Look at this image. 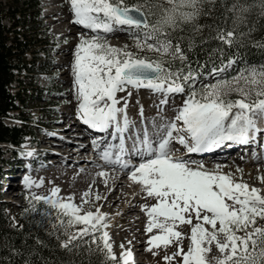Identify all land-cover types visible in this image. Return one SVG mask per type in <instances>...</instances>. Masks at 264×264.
<instances>
[{"label":"snow or ice","instance_id":"snow-or-ice-1","mask_svg":"<svg viewBox=\"0 0 264 264\" xmlns=\"http://www.w3.org/2000/svg\"><path fill=\"white\" fill-rule=\"evenodd\" d=\"M205 2L214 0H166L170 7L150 22L139 3L67 0L71 22L87 30L80 36L71 64L77 119L89 129L106 134L92 142L102 162L96 165L101 169L96 175L105 186L110 178L108 166L125 173L129 181L141 187L146 198L156 201L141 206L147 217V251L175 245L176 251L163 257L166 264H264V226L258 224L264 221L261 189L237 181L232 173L223 172L222 165L208 169L203 163L184 158L211 153L230 143L248 144L261 132L256 117H264V65L243 67L230 78H222V73L235 63L229 59L227 64L209 71L215 83L197 88L199 74L190 66L187 71L183 65L174 68L163 59L142 57L129 51L127 45L119 48L108 41L109 34L127 32L139 51L147 49L183 62L185 53L179 43L173 46L167 39V30L192 21L199 13L197 5ZM211 38L219 42L220 51L236 42L234 30L218 28ZM186 88L187 98L173 119H162L159 124L153 121L151 131L147 125L136 129L129 120L132 90L147 89L162 96L161 105H166L168 96L184 93ZM118 93H127V98H118ZM232 93L236 98H228ZM174 144L184 150V155L177 154L180 149ZM26 155L32 156L33 152ZM259 179L264 183V177ZM42 184L31 177L24 179L29 190ZM60 191L54 187L50 195L33 193L28 199L30 204L42 202L51 209L48 215L55 214L67 237L62 247L69 248L80 240L89 244L90 250L100 252L104 264H131L130 249L120 245L119 256L113 251L108 215L100 208L84 210V204L91 202V189L82 194L79 205L71 196L61 197ZM94 199L106 197L96 193ZM184 225L191 226L187 250L179 230ZM213 247L220 255L209 259Z\"/></svg>","mask_w":264,"mask_h":264},{"label":"rangeland","instance_id":"rangeland-1","mask_svg":"<svg viewBox=\"0 0 264 264\" xmlns=\"http://www.w3.org/2000/svg\"><path fill=\"white\" fill-rule=\"evenodd\" d=\"M126 1L130 2L131 0H125V2ZM5 5L10 7V9L15 10L16 17L19 19L21 18L19 20L20 22L23 19L25 21V27H17V31L19 35L26 37L24 39L27 40V46L23 57L27 63L32 64L31 67H33L34 73L22 71L18 77L20 78L21 86L14 83L12 92L19 89L18 91L20 92L21 99L20 103L17 102V104H19L21 108V115L24 117L30 116L32 119L28 124L29 128L32 129V134L29 138L25 139V143L20 149H29L27 143L30 142V150L33 152V159L35 160L31 162L32 167L29 171L27 165H24V161L28 159L25 154L16 156V154L11 153L10 151L4 152L6 163L2 166L4 173L0 178V204H4L2 212L6 217L13 221L12 223L17 222L19 217L21 220L29 219L32 221L35 219L33 220L35 226L40 228L42 232H47V236L50 237V240L56 241L61 248H64L62 247V241L66 240L67 237L63 234L62 228L58 225L55 214L48 215V213L52 211L51 209L45 206L42 202H33L30 204L28 198L33 193L46 196L50 195L51 189L58 187L61 190L59 193L61 197L67 198L71 196L73 197V202L79 205L81 204L82 194L91 189V202L84 204V210L95 211L96 208H100L102 212L108 215V223L110 224L108 231L111 237L110 242L113 244V251L119 256L121 252L120 245H124L125 249L133 246V250L136 249L135 252L138 253L137 257H140L142 262L140 264H166L163 257L166 254L172 255V253L176 251L175 245L168 247L166 250L154 249L153 252H156V255H154L153 252L146 250V240L148 239V235L145 234L144 229L147 217L141 210V206H151L155 204L156 201L152 198H146L145 193L141 191V187L137 185L138 196L135 201L136 205L133 207L130 215L128 217H123L126 219L120 221V219H118L121 214L119 206L122 204L120 202L122 200L110 204V202L105 201V199H101L100 201H95L94 199L96 193L105 197L107 189H105V186V188L101 190V186L99 187V185H97V182L103 183V180L96 175L97 172L100 171V168H98L96 164L98 165L101 163L95 162L93 154H90L91 149L82 152L83 156L73 155L63 157L59 156L57 153V151H62L61 145L66 146L68 144L66 142L69 141L72 145L79 146L78 143L73 142L81 141L80 138L76 137L79 135H74V137L71 138L66 136L69 133L75 134L74 130L70 129V131H67L66 133L63 132L62 134L61 131H63L62 125L65 127L75 126V119L71 120V118L68 117L65 120V116H68L66 113L74 115L77 107V101L73 91L71 64L74 58V49L79 42L80 36L87 30L77 27L79 32L77 31L76 33H71L66 36L62 34L69 30L67 29L71 26L69 21L61 22L63 24L62 26L65 27L61 33H57L56 28L58 24L50 23L46 15L49 12V9L52 10L53 8L56 12L64 11L66 15L64 14L63 17L70 16L73 19L67 0L40 1L37 16L33 0H5ZM168 7H170V5L166 3V0H156L154 6L155 13L159 17L163 13V10ZM197 7L199 8V13H201L203 11L202 4L197 5ZM143 9L150 11L148 6H144ZM4 22L7 27H12V23L8 17L4 19ZM89 35L91 34L89 33ZM108 41L112 46L119 48H123L127 45L129 51L142 57L146 56L151 59L163 60L166 58L161 57L160 54L155 51H148L147 49L139 51L135 47L133 38H131L127 32L112 33L108 36ZM149 42L151 43L152 41ZM70 48L73 50V56L63 64V53H61V51ZM167 58H170V56ZM262 65L263 64H256L255 66L254 64H248L246 67L259 68ZM64 71L67 72L65 73ZM68 78H70L69 81ZM222 78H225L224 73H222ZM201 83L202 82L199 81L198 78L195 86L199 88ZM204 83H215V79L211 76H207ZM186 93L184 92L182 93V96L168 99V104L164 108H161L157 104L158 97L160 96L153 95L149 91L139 93L137 90H132V95L128 98V108H130L129 110H131V114L136 116L134 124H137V121H142L140 117L141 109L143 108L145 109L143 120L146 121V123L155 117L157 110H160L158 112L159 118H167L170 120L169 117L175 115L176 111L183 105L184 100L187 98ZM121 96L127 98V93H118V97ZM5 123L8 125H16L17 127L21 126L20 122L16 119H8ZM151 127L152 125L148 126L149 131L151 130ZM57 133L61 135H56ZM55 136H62L66 141L63 139H57ZM51 138L54 140L56 139V141L49 140ZM43 139L53 143H47V145L43 146L41 144V140ZM77 139L79 140L77 141ZM16 151H19V149ZM52 155L57 157L52 158ZM84 157L89 160L85 162ZM91 158L93 159L90 160ZM48 159H51L49 162L52 164H48ZM235 160V163H238L235 165H232V163H226L228 164V168L226 169L223 167V172L232 173L237 181L242 180L250 187L261 189V194H264V183H261L259 179L260 177H264L263 166H255L256 164L247 165L241 158ZM195 162L203 163L208 169L215 168L217 164L222 165L218 162L207 163L201 160ZM83 163L86 164V167L82 166ZM237 169L242 171L237 172ZM25 177H31L32 180L37 181L38 183L43 181V184L40 187H33L29 190L24 185ZM115 185L116 184L113 186ZM123 186L124 189L118 187L119 191L128 193V190L130 191L132 189V187H128V183H124ZM113 217L114 220H112ZM258 224L264 226V221H258ZM54 225L56 226L54 227ZM190 227L191 226L189 225H184L179 228L184 236L182 246L185 250H187L190 245ZM71 231H75V229H72ZM80 242L81 244L76 243L75 247L77 245H85L83 241ZM137 244L141 248L140 250H137L138 247H135ZM91 247L94 248V246ZM91 252L94 256L99 258L102 257V259L104 258L98 251L91 250ZM218 253L219 252L213 247L209 254V259H212L213 255L215 257L220 255V253ZM173 264H177V262L173 261Z\"/></svg>","mask_w":264,"mask_h":264},{"label":"trees","instance_id":"trees-1","mask_svg":"<svg viewBox=\"0 0 264 264\" xmlns=\"http://www.w3.org/2000/svg\"><path fill=\"white\" fill-rule=\"evenodd\" d=\"M36 16L39 11L40 0H33ZM156 0H131L127 4H141L148 6L150 22L155 21ZM203 11L190 22L182 23L175 29H168L167 39L175 46L180 44L186 60L173 61L164 58L174 68L183 65L184 71L188 67L198 73L200 77L209 73L213 68H219L229 59L235 60L234 72L246 65H264V0H214L213 3H202ZM235 9V10H234ZM246 9V10H242ZM8 17L12 27L4 24ZM21 19V18H20ZM15 10L7 7L0 0V143H5L6 149L19 147L24 137L32 134L28 124L31 117L21 115L20 92H11L14 83L21 86L19 74L22 71L34 73L32 64L24 59L27 40L18 34L17 27H25L24 19L20 22ZM234 30L236 42L232 47L219 50V42L212 39L216 29ZM230 99L236 98L232 93ZM8 119L20 121L21 126L8 125ZM6 163L3 148H0V178L3 176L2 165ZM1 202V200H0ZM4 205V204H3ZM0 204V264H104L102 259L94 256L90 245L81 244L79 240L73 242L69 248H61L56 241L50 240L47 232H42L32 221L18 218L12 223L4 215Z\"/></svg>","mask_w":264,"mask_h":264},{"label":"bare ground","instance_id":"bare-ground-1","mask_svg":"<svg viewBox=\"0 0 264 264\" xmlns=\"http://www.w3.org/2000/svg\"><path fill=\"white\" fill-rule=\"evenodd\" d=\"M53 9L52 10L49 9V12L47 13L46 17L48 18L50 23L58 24L57 28H56L57 29V33H61L65 29V27L62 26L63 24L61 23V22H64V21L65 22L69 21L70 22L69 24L71 26H69L67 28L69 30L67 32L63 33L62 35H66L67 36V35H70L71 33H76L78 31V28L82 29L80 26L74 25L71 22L73 20L72 17H70V16L69 17H63L64 14L66 15V13L64 11L63 12L62 11L61 12H56ZM59 23H61V24H59ZM72 51L73 50L71 48L70 49H64V50L61 51V53H63L62 54V63L63 64H65V61H68V60H70L72 58V56H73V52ZM64 72L66 73L67 71H64ZM63 78H64V76H63ZM69 79L70 78H68V81H69ZM65 117H66L65 118V120H66L69 116H65ZM70 129H72V126L65 127L64 125H62V130L63 131H61V134L63 132L66 133L67 131H70ZM150 129L152 130V127ZM57 132H59V131H57ZM61 134L57 133L56 135H61ZM74 135L76 136V135H79V134H77V133H75V134L74 133H69L66 136L71 138V137H74ZM49 140H54V139L51 138ZM54 141H56V139ZM81 141L73 142V143H83L82 146L72 145L69 141L66 142V143H68L66 146H62L61 145V147L65 148V149H62V151H59L60 156H63V157L73 156V155H80L81 156L83 154L82 152L88 151V149H91V151H94V149L92 147V142H90L89 140H87L85 138L81 139ZM47 143H53V142L45 141L44 139L41 140V144L43 146L47 145ZM127 144L129 145L128 141H127ZM231 145H232L231 143L228 144V146L226 148L222 149L221 151L225 152L227 150V148L230 147ZM175 147H177V145H175ZM240 149L243 150V146H241ZM231 150H233V149H231V148L228 149V151H231ZM179 153L180 154H178V155H184V150L182 149L181 152H179ZM257 154H258V151L256 150L255 151V155L247 156V157L243 158V161H245L247 165L256 164L255 166H257V165L258 166L260 165L261 167L263 166L262 168L264 169V159L261 158V156H258ZM214 157H216V159H218V160H216V159H214V160H216L218 163H221L222 166L224 168H226V169L228 168V166H227L228 164H226V163H232V165L236 164L235 161H229V162L226 161V159H225L226 154L225 153H221V152L218 153L216 151V152L212 153V158H214ZM84 159H85V162L89 160V159L87 160L86 157H84ZM94 159H95V157H94ZM186 159H188V158H186ZM90 160H92V159H90ZM193 160L199 161L200 159L199 158H193ZM53 162H56V161H53ZM82 166L86 167V164L83 163ZM106 170H108L110 172V178L108 179V183H107L106 188H105L104 182L103 183L97 182V185H99V187L101 186L100 187L101 190H103L104 188L107 189L106 194H105V197H106L105 201H109L110 204H111V203H116V202H119L120 200H122V201H120L122 204L121 205L119 204L120 205L119 209H120L121 214L118 217V219H120V221H123L124 219H126V218H123V217H128L130 215L131 211L133 210V207L136 205L135 201L137 200V196H138V191H137L138 188L136 187L137 185L133 184L131 181H129L127 179V176H126L125 173H123L121 171H118V169L116 171H113L112 168L107 166ZM124 183H128L129 184V186H128L129 188L132 187V189L130 191L128 190V193L127 192L124 193L122 191H119L118 187H121V188L124 189V186H123ZM114 184H116V185L113 186ZM112 220H114V217L112 218ZM138 244L135 247H138L137 250H140L141 249L139 247L140 244L139 245ZM141 245H142V243H141ZM212 257H215V256L213 255ZM133 261H135L136 264H140L141 263V261L138 259V257L133 258Z\"/></svg>","mask_w":264,"mask_h":264}]
</instances>
